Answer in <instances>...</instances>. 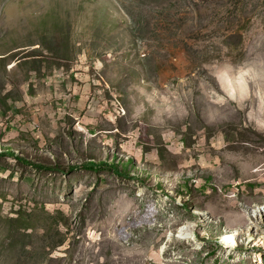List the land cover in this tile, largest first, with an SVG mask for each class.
<instances>
[{
    "label": "rangeland",
    "instance_id": "obj_1",
    "mask_svg": "<svg viewBox=\"0 0 264 264\" xmlns=\"http://www.w3.org/2000/svg\"><path fill=\"white\" fill-rule=\"evenodd\" d=\"M0 264H264V0H0Z\"/></svg>",
    "mask_w": 264,
    "mask_h": 264
},
{
    "label": "trees",
    "instance_id": "obj_2",
    "mask_svg": "<svg viewBox=\"0 0 264 264\" xmlns=\"http://www.w3.org/2000/svg\"><path fill=\"white\" fill-rule=\"evenodd\" d=\"M4 151H8V149H5ZM91 162L92 163H94L95 161L94 160H91ZM122 166V169H127V167H128V163H126V164H123V165H121ZM119 171V170H118ZM119 172H123V170L122 171H119ZM128 172H126V174H127Z\"/></svg>",
    "mask_w": 264,
    "mask_h": 264
},
{
    "label": "bare ground",
    "instance_id": "obj_3",
    "mask_svg": "<svg viewBox=\"0 0 264 264\" xmlns=\"http://www.w3.org/2000/svg\"><path fill=\"white\" fill-rule=\"evenodd\" d=\"M182 231L183 234H186L187 232H191L188 226H185Z\"/></svg>",
    "mask_w": 264,
    "mask_h": 264
}]
</instances>
